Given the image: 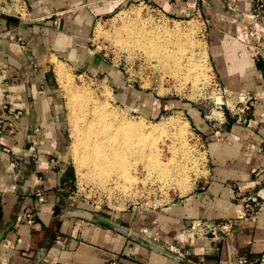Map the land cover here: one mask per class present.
<instances>
[{
  "label": "crops",
  "instance_id": "crops-1",
  "mask_svg": "<svg viewBox=\"0 0 264 264\" xmlns=\"http://www.w3.org/2000/svg\"><path fill=\"white\" fill-rule=\"evenodd\" d=\"M136 4L207 21L214 74L229 92L254 97L253 118L248 126L233 124L227 116L212 124L196 113L209 154L201 191L159 209L108 213L103 217L115 226L103 225L82 215L97 213L71 190L64 104L53 58L77 70L96 69L101 58L88 43L94 25ZM252 6V0H0V77L10 81L0 82V102L24 115L16 121V133L3 142L12 153L0 148V264H189L160 251L168 242L191 246L197 254L191 260L205 264H262L264 213L239 221L230 237L198 244L182 237L197 219L240 217L234 189L256 194L264 188V49L255 55L251 44L259 36L264 45V10L252 19ZM29 207L38 209L33 227L24 219Z\"/></svg>",
  "mask_w": 264,
  "mask_h": 264
},
{
  "label": "rangeland",
  "instance_id": "rangeland-1",
  "mask_svg": "<svg viewBox=\"0 0 264 264\" xmlns=\"http://www.w3.org/2000/svg\"><path fill=\"white\" fill-rule=\"evenodd\" d=\"M135 9L140 10V18L142 17L143 20H151L161 26H179L187 34L184 35V39L195 40L196 45L193 48V53L199 62L197 69L189 72L188 62H184L183 58L182 68L180 67L177 72L174 71L175 66L172 63L165 70L157 68L152 62L147 61L140 48L134 51L120 47L115 43L112 38L113 34L120 31L122 34L126 33L124 23L117 20V15L128 13L134 20L137 18L134 13ZM206 23L207 21L204 22L200 15L186 19L176 18L165 14L155 5L136 4L107 19L98 21L94 25L88 43L93 55L101 58L102 64L99 67L92 70H77L68 61L61 59L67 64L72 84L78 88H87L96 100L109 103L110 108L116 112L119 119L121 115H124V117L145 124L147 127L170 120L186 125L182 139L176 136L174 129L164 130L165 132L157 131L158 134L155 132L154 137L158 135L160 138L155 137L156 140L155 138L153 140L152 137L151 141L153 140L152 142L155 144L150 142L153 147H149L147 151L154 156L151 158L153 160H150L151 163L155 160L167 163L172 160L173 151L182 148L181 145L184 143L190 155L184 173L190 177L188 182L190 188L185 189V185L182 184L181 177L183 175L180 176L181 174L177 173V171L180 172L177 166L174 171L176 179L164 181V179H160L161 176L158 173L146 168L147 164L144 160H139L138 163L134 162L131 169L128 170L129 172L127 171L128 175L116 176L112 181L102 182L103 185L90 178V180L88 178L82 180L74 156L76 137H74L73 111L69 103V94L56 73L57 92L64 104L62 122L69 141L67 157L72 176L71 190L76 199L86 203L92 210H96L97 214L106 216L108 213L118 215L140 210L159 209L175 203L181 197L200 192L205 185L208 176L209 154L207 139L196 124V113L208 118L212 124L221 121L219 116H227L232 121L234 120L233 124H235V118L232 117L234 106L237 103L235 96L247 93L233 94L217 80L207 52L206 26L208 23ZM169 46L173 49V43H170ZM56 59L54 57L53 61L56 62ZM195 76H199L200 79ZM178 155L179 161L183 159L180 154ZM87 169L88 167L83 171L87 172ZM149 171L151 172L148 173ZM126 175H130V177ZM177 175L180 176L181 182ZM113 222L115 223L114 220ZM184 231L183 233H185ZM142 232L152 236L147 229H142ZM184 241L191 240L184 238ZM262 264H264V260Z\"/></svg>",
  "mask_w": 264,
  "mask_h": 264
},
{
  "label": "bare ground",
  "instance_id": "bare-ground-1",
  "mask_svg": "<svg viewBox=\"0 0 264 264\" xmlns=\"http://www.w3.org/2000/svg\"><path fill=\"white\" fill-rule=\"evenodd\" d=\"M134 13L137 17L134 20L128 13L117 15V20L124 23L126 33L122 34L120 31L113 34L112 38L115 43L120 47L134 51L140 48L147 61L152 62L157 68L165 70L172 63L175 66L174 71L177 72L180 67L182 68L183 58L184 62H188L189 72L197 69L199 62L193 53L196 42L192 39H184V35L187 34L181 27L161 26L151 20H143L142 17L140 18L139 9H135ZM170 43H173V49L169 46ZM57 59L55 60L56 73L67 89L70 107L73 111L74 137H76L74 156L82 180L90 178L103 185L102 182L112 181L116 176L128 175L127 171L131 169L134 162L138 163L139 160H144L147 164L146 168L158 173L161 176L160 179H164V181L176 179L174 171L177 166L180 170L177 173L181 174L178 175H183L181 178L185 189L190 186L188 183L190 177L184 174L190 160L184 143L181 145L183 149L173 151L172 160L167 163L156 160L151 163L150 160H153L151 158L154 156L147 151L149 147H153L152 144H155L152 142L154 138L159 137L158 135L154 137L155 132L158 134L157 131L165 132L167 129H174L176 136L182 139L186 130L185 123L170 120L147 127L145 124L124 117V115H121L119 119L116 112L110 108L109 103L96 100L87 88H78L72 84L67 64L63 60ZM195 77L200 79L199 76ZM178 154L183 158L180 161L177 159ZM175 163L176 165H174ZM86 167H88L87 172L83 171ZM178 175L177 177L180 178Z\"/></svg>",
  "mask_w": 264,
  "mask_h": 264
},
{
  "label": "built area",
  "instance_id": "built-area-1",
  "mask_svg": "<svg viewBox=\"0 0 264 264\" xmlns=\"http://www.w3.org/2000/svg\"><path fill=\"white\" fill-rule=\"evenodd\" d=\"M253 10L249 16L252 19H257L261 16L262 11L264 10V0H252ZM251 44L256 49L255 55H261L264 49L262 38L255 36V40ZM11 83H14V79H10ZM3 81L5 85H8L10 81L4 80L0 77V82ZM235 101L237 102L234 106V111L232 117L235 118V124L240 126H248L252 121V111L254 108V97L250 93L245 95L235 96ZM1 113H0V148L5 153H12V150L3 144L4 139L12 137L17 131V122L22 119L23 112L21 110H16L13 107H10L6 102H0ZM18 164L17 158L12 159L11 165L12 168H16ZM262 183H259L261 185ZM262 186V185H261ZM257 193L249 192L241 194L234 189V200L237 201L241 206V214L237 219H219V220H207V219H198L191 223L188 229H185V233L182 234V237L189 238L194 243H199L203 240L208 239H223L225 237H230L234 234L237 224L239 221L244 219L256 217L264 213V191L263 186ZM40 197L39 202L42 203L45 201V197L42 194L43 191H39ZM249 194V195H248ZM38 209L35 207H29L24 213V219L29 226H34L37 220ZM188 242V241H187ZM188 244V243H186ZM189 246V245H187ZM160 251L166 253L167 255L174 257L180 262H188L189 264H205L203 260H191L196 254V250L191 246H181L175 245L172 242L166 243L163 247H160ZM110 264H117L116 261H113Z\"/></svg>",
  "mask_w": 264,
  "mask_h": 264
},
{
  "label": "water",
  "instance_id": "water-1",
  "mask_svg": "<svg viewBox=\"0 0 264 264\" xmlns=\"http://www.w3.org/2000/svg\"><path fill=\"white\" fill-rule=\"evenodd\" d=\"M82 215L86 218L94 219L95 221H98L99 223L103 225L115 226L114 223L109 218L103 217L99 214H92L88 211H84Z\"/></svg>",
  "mask_w": 264,
  "mask_h": 264
}]
</instances>
